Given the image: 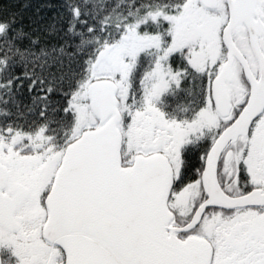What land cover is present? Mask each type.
Masks as SVG:
<instances>
[{
	"label": "water",
	"instance_id": "1",
	"mask_svg": "<svg viewBox=\"0 0 264 264\" xmlns=\"http://www.w3.org/2000/svg\"><path fill=\"white\" fill-rule=\"evenodd\" d=\"M225 1L228 20L222 42L227 50L226 61L211 82L219 115L228 117L231 113L227 84L234 81L235 58L244 67L251 91L245 107L221 131L207 154L202 179L208 199L189 224L181 228L169 226L172 214L168 200L174 185V168L169 158L163 153L138 154L131 164H123L124 138L120 129L123 115L118 83L110 78L92 80L87 97L98 126L84 130L67 145L45 200L47 219L43 236L49 244L64 251L65 264H209L211 249L204 240L197 237L180 240L174 233L196 226L208 206L236 207L263 200L253 194L230 197L218 183L222 151L230 142L248 136L252 123L264 112V56L258 43L264 26L259 19V0ZM218 3L219 0H199L207 11L217 10ZM242 24L249 31L260 63L259 79L233 39V31ZM110 47L100 53L97 62L107 58ZM9 177L8 169L0 163V187ZM25 196L20 191L12 198L4 197L0 204L2 225L17 229L13 212Z\"/></svg>",
	"mask_w": 264,
	"mask_h": 264
},
{
	"label": "trees",
	"instance_id": "2",
	"mask_svg": "<svg viewBox=\"0 0 264 264\" xmlns=\"http://www.w3.org/2000/svg\"><path fill=\"white\" fill-rule=\"evenodd\" d=\"M194 1L0 0V138L12 141L22 135V142L14 145L18 153H48L51 149L52 154H63L80 134V116L73 102L86 92L100 53L118 44L134 27L162 36L165 50L171 41L166 16L178 14ZM154 13L156 19H151ZM176 55L180 57V52L168 58L165 66L178 73V82L170 83L159 107L169 120L184 123L206 105L209 82L185 59L177 61ZM150 60L147 53L142 55L132 71L123 133L131 111L147 105L135 95L152 68ZM85 102L89 103L87 98ZM133 153H127L123 140V164L132 162L137 155ZM194 155L188 160L190 165L201 160L198 153ZM7 263L3 257V264Z\"/></svg>",
	"mask_w": 264,
	"mask_h": 264
},
{
	"label": "rangeland",
	"instance_id": "3",
	"mask_svg": "<svg viewBox=\"0 0 264 264\" xmlns=\"http://www.w3.org/2000/svg\"><path fill=\"white\" fill-rule=\"evenodd\" d=\"M218 4L219 8L217 12H208L199 5L197 0L188 3L178 14L166 16L169 22L168 33L171 34V41L167 44L165 53L160 54L159 52L161 49H164L162 48V36L144 34L134 27L127 31L118 44L112 45L110 51L106 53L107 58H103L98 62L96 61L94 64L95 68H93V78L115 77L114 79L119 86L120 103L123 108L121 112L124 114V109L130 106L128 97L132 71L140 57L146 53L148 54L151 59L149 61L150 67L152 66V68L141 80V83H139V89L138 91L136 90L135 95L139 98L141 97V100H145L147 105L142 110L131 111L133 115L131 116L130 114L123 133L126 151L129 154L136 151V153L141 152L147 155L157 152V150H165L172 156L175 166L179 171L183 170V172L188 173V169L191 170V178L194 177L193 179L200 178L204 167V157L210 141L216 137L224 125V120L222 119L224 117L217 114L213 102L210 100L211 81L214 78L213 73L219 69L218 65H220V61H223L222 59L226 51L221 36L223 27L227 22L228 8L225 0H219ZM263 9L264 0H259V12ZM151 19H156L155 13L152 14ZM244 29L245 27L240 25V28L238 27L235 31L242 32L241 35H243ZM235 31L234 33H236ZM241 43L244 45L245 41L241 40ZM177 52H180L181 59L189 61V65L200 78L206 77L205 79L209 82L206 105L200 107L191 120L184 123L183 121L169 120L159 107L154 104L155 99H161V97L166 95V92L170 88V83L178 82V73L172 72L171 68L165 66L166 61L164 60ZM233 66L234 71L237 73L236 84L238 90L232 89V94H234L235 98L233 99L236 102L237 108L241 104L239 102L243 99L240 97L241 94L244 93L250 83L247 80H242V76L245 73H242L241 67L235 64ZM86 98L87 88L86 92L77 95L73 102L80 116L77 133L81 132L80 129L94 125L96 121L95 116L89 108V104L85 102ZM132 103L135 104V100ZM156 108L161 112L156 110ZM20 137L22 135H18L15 140H21ZM242 138L246 141L248 147L245 152H238V161L242 160L244 169L256 173L253 175H261L264 172V117L259 119V122L255 125L249 136ZM190 141L194 144L198 143L194 148L191 147L192 149L190 150H197L198 148L200 150L198 155H200L199 158L201 160H198L196 165L194 163V165L189 166L187 169V166L184 164L186 158H184L183 154L184 146ZM6 146V144L0 143V150ZM49 150L48 153L42 154L52 155V151ZM3 154L1 150L0 155ZM10 154L13 156L14 153ZM55 154H57L56 157L59 155L62 157L63 155L60 151L55 152ZM194 154L191 153L189 155V160L191 156L192 158L196 156ZM21 158L19 156L10 157L7 161L13 169V178L10 184L14 187L26 184L32 190L30 198L20 209V216L24 222L23 234H26L25 232L28 230L36 229L41 221L43 212L37 207L36 191L38 184L43 179V175L42 171L36 173V171L32 170L34 159ZM229 168L228 164L227 168H223L222 170L227 171ZM190 194L194 195V191H190L187 195ZM181 199H184V197L181 196L179 200ZM190 210H185V213ZM17 237L13 238L4 229L0 228V243L11 251L12 254L14 252L16 255H20L17 259H13L10 256L4 257L8 264H50L48 261L52 259L49 258L51 250L35 249L32 251L30 245L24 243L20 237ZM33 256H36L37 259L31 258Z\"/></svg>",
	"mask_w": 264,
	"mask_h": 264
},
{
	"label": "flooded vegetation",
	"instance_id": "4",
	"mask_svg": "<svg viewBox=\"0 0 264 264\" xmlns=\"http://www.w3.org/2000/svg\"><path fill=\"white\" fill-rule=\"evenodd\" d=\"M259 15V19L264 26V9L259 12ZM242 26L244 25L242 24ZM234 31L233 39L236 46L248 62L253 75L257 79H259L262 74L261 67L253 51L248 29L245 27L243 35H241L242 32L235 31L236 33H234ZM241 40L245 41L244 45H242L243 42L241 43ZM258 43L259 49L264 56V34L258 37ZM159 52L160 54H163L166 52V49H161ZM226 54L227 50L224 54V62H220L219 69L217 70L215 76L218 74L222 65L226 61ZM174 55L175 54H173L171 57H174ZM176 58L177 61H182L178 55H176ZM164 60L167 61L168 58H165ZM234 64L236 66H240L242 69V73H245L244 67L239 59L235 58ZM233 72L234 81L227 84V90L231 98L232 109L228 117L222 118L224 120V128L231 124L237 118L239 113L247 104L251 91L250 85H248L244 93L240 96L241 98H243L239 102L241 104L236 108V102H234L233 99L235 97L234 94H232V89L235 88V90H238L236 84L237 73L234 71V69ZM244 76H242V80H247V82H249L245 74ZM210 96V100H212L213 106L217 112L212 94H210ZM154 104L159 107V99H155ZM159 109L161 110L160 107ZM159 109L156 108V110L160 111ZM217 114L219 113L217 112ZM262 117H264V112L252 123L249 134L255 128V125L259 122V119H261ZM219 134H217L216 137L212 138L210 141L207 153L204 157L203 171L205 168V160L207 154ZM20 142H22V140L14 139L10 141V139L7 140L6 138H0V143H4L7 145L5 148L1 149L4 154L0 155V163L8 169L10 174L7 182H5L4 185L0 187V204L2 203L3 199H5L4 197L12 198L20 191H24L26 193L25 198L18 202V205L13 212V217L14 221L16 222L15 225L17 226V229H11L7 226L2 225L1 223L0 228L4 229L6 233L13 238L18 236L23 239L24 243L31 246L32 251H34L35 249L51 250L49 258L52 259L48 261L50 262V264H65L66 256L64 251L59 246L49 244L43 236V227L47 219L45 199L52 189L55 175L58 168L60 167L62 157L60 155L56 157L57 154L55 153L52 155H45L42 153H18L16 152L14 145L16 144L17 146ZM197 144H194L192 141H190L188 144H186V146H184V153L193 151L191 153L196 152L197 154L200 151L198 150V148L197 150H190ZM247 147L248 144L245 140H243V138H239L236 142H230L225 147L220 155L218 163V183L222 191L230 197L238 198L253 194L257 195L256 198H261L263 200L255 204H246L236 207L208 206L196 226L187 231H177L174 233L175 237L180 240H187L190 237H197L204 240L207 243L208 247L211 249V259L209 264H264V198H262L264 196V172L261 175H253L256 173L244 169L242 160L238 161V152H245L247 150ZM162 152H164L169 157L170 162L172 163V166L174 168V185L172 187L171 194L168 200L169 210L172 214V220L169 226L173 228H181L190 223L197 209L209 197L202 179L203 171L200 174V178L193 179L194 177L191 178V170L188 169L189 166H191V162L188 161V157L190 154L185 157L188 158L184 163L187 166L186 168L188 169V173H186L183 172V170H178V168L175 166L172 156H170L169 153H167L165 150H162ZM229 152L231 153L230 155H228ZM10 153H14L13 156ZM15 156L22 157L21 159H34L35 161H33L32 170L36 171V173L42 171L43 175V179L38 184L36 191L38 201L37 207L43 212L41 221L36 229H30L25 232L26 234H23L24 222L20 216V209L23 204L30 198L32 190L30 187H27L26 184H22L17 187H14L12 184H10L13 178V169L11 164L7 160L10 157ZM228 164L230 167L229 170H222L223 168H227ZM198 190L200 192V195ZM190 191H194V195H187ZM181 196H183L184 199L179 200ZM188 209L191 210L185 213V210ZM183 213L185 214L183 215ZM21 234L22 236H20ZM0 254L2 259L3 257L8 256L13 259H17L20 256L16 255L14 252L12 254V252L9 251L1 243ZM31 258L37 259L36 256H33Z\"/></svg>",
	"mask_w": 264,
	"mask_h": 264
}]
</instances>
